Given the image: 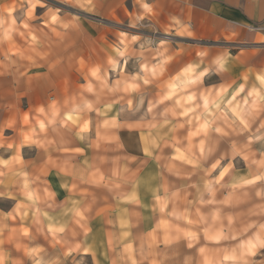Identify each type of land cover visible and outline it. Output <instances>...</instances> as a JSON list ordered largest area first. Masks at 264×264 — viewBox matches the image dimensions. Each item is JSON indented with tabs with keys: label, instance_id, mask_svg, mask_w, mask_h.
<instances>
[{
	"label": "crops",
	"instance_id": "crops-1",
	"mask_svg": "<svg viewBox=\"0 0 264 264\" xmlns=\"http://www.w3.org/2000/svg\"><path fill=\"white\" fill-rule=\"evenodd\" d=\"M26 1L0 0V264H264V0Z\"/></svg>",
	"mask_w": 264,
	"mask_h": 264
},
{
	"label": "rangeland",
	"instance_id": "rangeland-1",
	"mask_svg": "<svg viewBox=\"0 0 264 264\" xmlns=\"http://www.w3.org/2000/svg\"><path fill=\"white\" fill-rule=\"evenodd\" d=\"M23 1H26V0H23ZM26 2L28 3V9H25L24 12L21 11V13L22 12L24 13L23 20H21L23 25H25L27 23L25 19L35 20L33 12H32V9H33L35 3H38V4L42 5L44 8L48 9V14L45 15V17L48 16V19L50 21L58 22L57 20H55V14L54 13H55L56 9H59L60 12L69 11L71 13H74L77 21L91 20L94 23L102 22L96 16L87 14L86 13L87 10H85L84 4L82 2H80L79 0H77V1H75V0L74 1L73 0H28ZM7 13H9L8 14L9 15L8 20H6L5 17H3L0 14V27L1 28H2V26H4L5 21H8L9 23H12V24H14L16 22L17 17L14 15L15 11L13 9H8ZM59 22H62V21L60 20ZM60 25L63 26L64 23H60ZM44 33L46 34V32H44ZM80 37H82V33L79 30H77L76 31V38L78 39ZM78 81L82 82L83 80H78ZM162 98H163V96H158L157 101H162ZM253 161L255 162V160L252 159V162ZM9 203H10L9 199L0 200V220L5 219L6 214L4 211L9 209V206H8ZM219 209L221 211V217H226V219H227L228 215L226 214V208L222 207V204H221L219 206ZM25 217H26V215H25ZM191 223L196 224L195 221H192ZM10 229L11 228L9 227V224H6V223L4 224L3 222H0V234L2 233V231H4V232L6 231V234H9ZM24 232H26V230ZM159 241L160 240L158 238H156V242H159ZM195 242H196V236L193 235V236L189 237V244H195ZM202 249L200 250V253L203 251V254L198 255L199 259L200 258L202 259V262H203L202 264H214L213 259H212V256H213L212 253L211 252H209V253L204 252L205 251L204 248H202ZM192 258H195V256H192ZM224 258L226 259V257H224ZM236 260H237V258H236ZM153 264H162V263H160V260H159ZM218 264H233V263H228L225 260H223V262H221V260L219 258Z\"/></svg>",
	"mask_w": 264,
	"mask_h": 264
}]
</instances>
